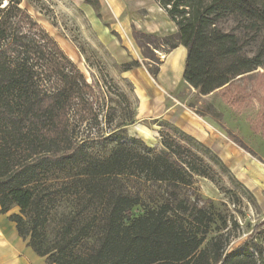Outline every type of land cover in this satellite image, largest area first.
<instances>
[{"label":"trees","instance_id":"obj_1","mask_svg":"<svg viewBox=\"0 0 264 264\" xmlns=\"http://www.w3.org/2000/svg\"><path fill=\"white\" fill-rule=\"evenodd\" d=\"M154 2L176 32L134 31L143 58L154 63L144 64L149 75L156 77L160 65L152 50L183 47L182 81L240 109L247 97L235 82L264 72V0ZM228 23L234 26L222 27ZM140 66L132 60L121 70ZM96 104L94 85L20 0H0V213L18 210L8 219L37 256L47 264H264L247 250L226 251L220 237L204 247L215 214L201 203L196 181L217 184L229 174L210 148L165 124L160 150L122 137L107 157L94 156L74 129L97 121ZM68 170L75 173L56 184L53 178ZM58 185L79 209L51 240L47 205ZM135 209L141 214L129 216ZM262 229L264 222L253 234Z\"/></svg>","mask_w":264,"mask_h":264},{"label":"rangeland","instance_id":"obj_2","mask_svg":"<svg viewBox=\"0 0 264 264\" xmlns=\"http://www.w3.org/2000/svg\"><path fill=\"white\" fill-rule=\"evenodd\" d=\"M97 1L98 5L94 0H90L91 4L85 3V0H20V7L54 39L88 83L94 85L97 121L77 124L74 129L84 149L94 156L104 158L119 139L125 137L138 139L148 147L160 150L159 132L165 124L195 136L185 129V124L183 127L171 124V118L176 114L184 115L188 124L197 117L208 132L200 141L210 146L213 139L222 138L231 149V156L214 153L222 159L228 170L232 166V154L239 155L245 167L251 168L249 171L252 176L259 174L262 180L259 188L264 191V137L261 132L255 134L250 129L251 123L264 131V72L259 69L248 78L235 82L237 89L244 90L247 97L240 109H230L218 92L199 95L181 79L178 88L167 95L162 94L160 97L164 102L147 113L146 106L159 90L156 77H151L144 66L146 63L154 66V63L143 58V50L133 38L134 31H138L132 25L133 15L126 9L123 0ZM138 14L144 18L147 13L142 10ZM165 21V28L153 35L164 37L176 32L167 19ZM233 26L231 23L222 25L223 28ZM249 35L252 37L251 33ZM109 39H115L118 43L119 50L115 53L108 52ZM248 49L254 51L256 45H249ZM152 51L159 66L164 65L170 73L182 77L184 67L182 69L181 57L177 52L173 58L178 57V61L173 68L171 60L165 58V53L171 52L165 46ZM144 52H147L146 49ZM132 60L139 61L140 68L145 71L146 80L138 82L139 85L121 70L124 61ZM74 173L75 170H68L53 179L57 181L56 184H61ZM196 188L201 203L206 207L212 205L215 214V223L206 235L204 247L208 246L212 238L220 237L226 251L247 250L260 263H264V229L253 234V229L264 222V213L240 180L229 170V174H223L217 184L197 179ZM55 189L47 205L50 214L46 236L51 240L60 224L69 218L68 214L79 209L63 196L66 190H62L60 185ZM17 211L14 208L10 213ZM139 214L141 210L135 209L129 216ZM185 215H191V212H185ZM259 251H262L260 256Z\"/></svg>","mask_w":264,"mask_h":264},{"label":"crops","instance_id":"obj_3","mask_svg":"<svg viewBox=\"0 0 264 264\" xmlns=\"http://www.w3.org/2000/svg\"><path fill=\"white\" fill-rule=\"evenodd\" d=\"M123 3L126 6V9L133 15L132 25L136 30H143V32L145 33L149 32V34L159 33L167 25L165 19H167V22L172 26L173 29H175L174 24L155 4L154 0H123ZM142 10H145L147 13L146 15H144V18H140L138 14ZM107 47L109 48V53H115L119 50L118 43L115 39L107 40ZM136 50H138L137 47ZM176 52L177 55L181 57L183 69L186 56V50L183 47H178L171 52H166L165 58H167V60H171L170 63L174 68L173 65L178 61V57L173 58ZM126 62L127 61H124L123 63ZM159 67L160 70L156 76V87L159 91H156V93H154V96L151 99V103L147 106L145 105L148 109L147 113H150L154 108L160 106V104L164 102L161 98V95H167L175 91L181 81L180 76H176L170 73L166 66L161 65ZM123 73L125 74V76H131V78L137 85H139L138 82L142 83L143 79L146 80L145 71L140 67ZM170 123L181 127H183V125L185 124V129L195 135L191 137L199 142H201L200 139L202 137L208 135V132L202 127L197 117H194L193 120H191V122L187 124L184 115L176 114L173 118H171ZM207 147L210 148L213 152H219L221 153V155L231 156V149L227 147L222 138L218 137L216 139H213L211 145ZM232 156V166L231 169H229L230 172L237 180H240L241 184L254 196L261 212L264 213V191L259 188V185H261L262 182L259 174L256 173L254 176H252V173L250 172L251 168L247 169V167H245V162L241 159V157L239 155L237 156L235 153H233ZM10 214L12 213H0V264H47L44 258L37 256L32 251V249L27 246V241L22 240L18 236L15 224L8 219Z\"/></svg>","mask_w":264,"mask_h":264}]
</instances>
